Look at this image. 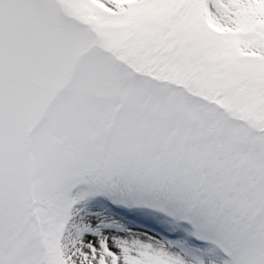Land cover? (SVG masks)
I'll return each instance as SVG.
<instances>
[{
  "label": "snow or ice",
  "instance_id": "obj_1",
  "mask_svg": "<svg viewBox=\"0 0 264 264\" xmlns=\"http://www.w3.org/2000/svg\"><path fill=\"white\" fill-rule=\"evenodd\" d=\"M0 264H264V0H0Z\"/></svg>",
  "mask_w": 264,
  "mask_h": 264
},
{
  "label": "rangeland",
  "instance_id": "obj_2",
  "mask_svg": "<svg viewBox=\"0 0 264 264\" xmlns=\"http://www.w3.org/2000/svg\"><path fill=\"white\" fill-rule=\"evenodd\" d=\"M130 215H133V214H130ZM133 222L134 223H138V224L141 223L138 219L137 220H134ZM141 227H149V225H147V224H141Z\"/></svg>",
  "mask_w": 264,
  "mask_h": 264
}]
</instances>
